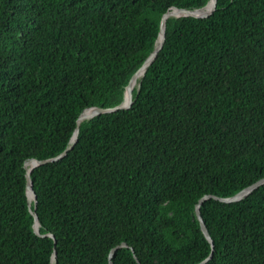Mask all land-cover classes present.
<instances>
[{
    "label": "trees",
    "instance_id": "obj_1",
    "mask_svg": "<svg viewBox=\"0 0 264 264\" xmlns=\"http://www.w3.org/2000/svg\"><path fill=\"white\" fill-rule=\"evenodd\" d=\"M0 0V264H264V0ZM55 239V244H54ZM119 246L109 259L110 250ZM55 250V257L52 258ZM136 257V258H135Z\"/></svg>",
    "mask_w": 264,
    "mask_h": 264
},
{
    "label": "water",
    "instance_id": "obj_2",
    "mask_svg": "<svg viewBox=\"0 0 264 264\" xmlns=\"http://www.w3.org/2000/svg\"><path fill=\"white\" fill-rule=\"evenodd\" d=\"M215 5H216V0H209L208 3L199 9H193V10H189V9H185V8H177V7H172L170 10L166 11L165 13H163L161 20H160V24H159V32H158V36L157 39L155 41V47L153 49V51L147 56V58L145 59L144 63L142 64V66L137 69L131 76V78L129 79L128 84L125 87V93H124V99L123 101L116 106L113 107H89L85 110H83L79 116L77 117L76 120V127L75 130L73 132L72 138H71V144L65 148L62 152H60L59 154H57L54 157L51 158H47V159H43V160H36V159H30L28 161L25 162V167H27L26 172H25V190H26V194L27 197L32 199L33 204H34V211H33V218H34V222H33V230L36 234H38L39 236H50L52 238L53 235L51 233H46V234H40L38 231V218H37V214L35 212V207H36V203H37V199H36V195L35 192L33 190L32 187V181L30 180L29 174L30 171L38 165L41 164H45L48 162H52V161H57L59 159H61L62 157H64L67 152L72 149V147L74 146L76 140H77V135H78V131H79V124L81 121L85 120V119H89L91 117H94L96 115H99L101 113H107V112H112L118 109H127L131 106L132 103V90H133V83L135 81V78L137 77V75H142L144 73V71L146 70L147 66L153 61V59L155 58V56L157 55V53L159 52V50L161 49V47L163 46V42H164V38H165V20L168 17L171 16H175V17H180V16H192V17H197V18H204V17H208L209 15H211V13L214 11L215 9ZM205 7H208V9L204 12H197L200 9H203ZM264 183V178H261L253 183H251L250 185L244 187L243 189H241L240 191H238L237 193L233 194L232 196L229 197H218L216 195H211V194H206L204 196H202L199 200L198 203L195 206V216L196 219L199 222L200 225V229L203 232L204 236L206 237V239L213 245L212 243V239L209 235V232L205 226V223L200 215L199 212V204L208 198H214V199H218L220 201H224V202H234V201H238L240 199H242L243 197H245L247 194H249L253 189H255L256 187H258L260 184ZM54 244H55V239H54ZM121 245H125V243H121L118 246L113 247L110 252H109V259L111 258L113 252ZM212 256V251L209 254V256L204 259L203 261H201L199 264H203L204 262H206L210 257ZM55 257V250L53 252V256L52 258ZM136 258V257H135ZM110 264H112L111 262H109Z\"/></svg>",
    "mask_w": 264,
    "mask_h": 264
},
{
    "label": "bare ground",
    "instance_id": "obj_3",
    "mask_svg": "<svg viewBox=\"0 0 264 264\" xmlns=\"http://www.w3.org/2000/svg\"><path fill=\"white\" fill-rule=\"evenodd\" d=\"M208 9V7H205V8H203V9H200V10H198L197 12H204V11H206ZM140 75H137V77L135 78V81H134V83H133V85L135 86V84H136V80H137V78L139 77ZM30 199V198H29Z\"/></svg>",
    "mask_w": 264,
    "mask_h": 264
}]
</instances>
